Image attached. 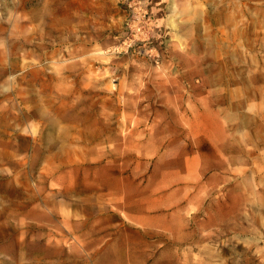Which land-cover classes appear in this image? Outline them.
Masks as SVG:
<instances>
[{"label":"rangeland","instance_id":"374dc122","mask_svg":"<svg viewBox=\"0 0 264 264\" xmlns=\"http://www.w3.org/2000/svg\"><path fill=\"white\" fill-rule=\"evenodd\" d=\"M0 264H264V0H0Z\"/></svg>","mask_w":264,"mask_h":264}]
</instances>
